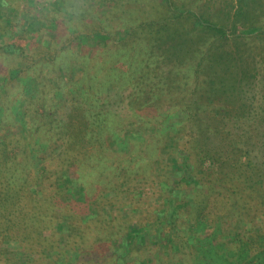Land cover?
<instances>
[{
  "label": "trees",
  "instance_id": "16d2710c",
  "mask_svg": "<svg viewBox=\"0 0 264 264\" xmlns=\"http://www.w3.org/2000/svg\"><path fill=\"white\" fill-rule=\"evenodd\" d=\"M20 1L0 0V60L13 62L0 63V264H144L150 250L140 239L160 231L169 238L156 242L176 264H264V178L204 168L210 156L198 93L209 80L207 62L224 57H210L208 46L189 64L177 58L172 66L191 91L183 106L162 102L157 92L162 65L179 55L182 48L172 47L184 45V34L227 40V26L175 0H165L170 9L159 15L145 6L137 15L138 0H59L49 10ZM240 19L232 25L236 37L264 36V27L246 28ZM47 30L55 35L50 44L40 39ZM224 68L221 78L234 76L230 64ZM241 76L238 69L235 83ZM115 91L125 105L106 109ZM75 111L79 135L60 116ZM142 188L139 207L122 214ZM109 190L115 198L104 197ZM184 191L194 198L186 202ZM9 240L33 259L7 256Z\"/></svg>",
  "mask_w": 264,
  "mask_h": 264
},
{
  "label": "rangeland",
  "instance_id": "374dc122",
  "mask_svg": "<svg viewBox=\"0 0 264 264\" xmlns=\"http://www.w3.org/2000/svg\"><path fill=\"white\" fill-rule=\"evenodd\" d=\"M175 1L185 4L188 9L195 11L205 18L219 20L224 23L229 30L230 37L227 40H221L213 38L207 32L193 33L190 31V34H184V41L180 42L184 44L183 46L177 45L172 47L169 44L163 46L167 53H169V50L173 51L172 48L175 49L177 47L182 49L176 50L179 54L177 57L170 56L162 65L165 68V74L164 80L161 81V84L157 85V92L161 95L159 98L167 104L176 103L183 106L187 102L191 91L181 85L182 76L178 74L172 65L177 63V58H180L181 65L189 64L192 62L189 57L192 59L191 56H194L193 53L195 51H202L211 46L212 51L209 56L211 57L212 54L217 53L218 57L223 56L225 61L218 59L216 62H212L211 60L207 62L204 74L209 80L206 88L198 93L200 104L204 106L200 114L203 120L199 122L204 130L201 138L202 146L210 156L204 168L207 170L213 168L215 172L222 175L239 171L244 177L249 176L253 179L264 178V36L238 38L234 35L232 27L237 17L241 18L240 21H242L243 25H246V28L254 24L264 27V0ZM27 2L29 3L28 6L33 8V10L58 9V5H60L59 0H27ZM18 3L20 4L21 1L15 0V5ZM136 5L138 8L136 10L137 15H143V12H145L144 6L146 7V11L148 10L152 14L158 15L170 9L165 4V0H138V2L136 1ZM3 7L10 19L16 18L15 9L10 8L5 2L3 3ZM240 7H244L245 9L241 13L239 12ZM37 27L39 28L38 24ZM54 36L51 30H47L40 35V39L46 44H50ZM232 54L237 63L231 60ZM1 60L2 63L5 62V66L13 64L8 59L4 60L1 58ZM222 64L223 68L221 67L220 69ZM229 64L232 69L231 73L234 72V76L231 77L230 75L229 78H221L220 74L222 72L220 70L225 71L224 66H229ZM238 69L242 73L241 81L235 83ZM219 86H223V90H218L216 93L212 91L211 93V88L216 90ZM125 100L124 94L121 95L115 91L107 96L105 108L120 110L125 105ZM210 100H214L215 107L209 105ZM60 116L70 122L74 134L79 135L81 133L83 124L81 114L78 111L67 112L63 115L60 114ZM9 133L11 134V131ZM69 180L70 189L75 192L78 188L77 181L72 178ZM145 192L146 188L133 190L132 194L134 198L122 206V214L127 215L134 208H138L140 205L138 199ZM187 192L189 191H184L180 194V197L186 202L194 198L192 193ZM103 194L107 199L116 197L115 192L111 190ZM113 208H119V205L115 204ZM93 213L94 209H92L90 214L93 215ZM261 223L262 219L260 217L254 222L248 223L247 233L251 232L256 225H260ZM59 227L64 231L67 229L65 222L60 223ZM139 229L137 225L131 227V231L133 232ZM168 238L169 235L167 233L160 231L157 234H149L140 239V245L150 250L146 253L148 256L145 258L144 264H176L168 254L169 250L164 249V246L158 245L156 242V240H166ZM165 242L167 243V241ZM121 245H123V241L116 243L120 255H123L124 250H121L123 248ZM4 246L3 249L7 251V256L11 259H21L23 262H29L33 259V255L16 240H9Z\"/></svg>",
  "mask_w": 264,
  "mask_h": 264
}]
</instances>
